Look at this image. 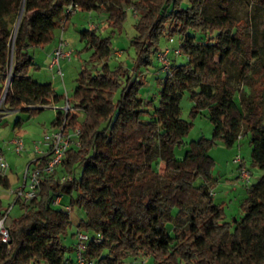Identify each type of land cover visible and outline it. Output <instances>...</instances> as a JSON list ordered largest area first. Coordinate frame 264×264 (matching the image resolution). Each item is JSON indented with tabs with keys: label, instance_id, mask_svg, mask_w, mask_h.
Masks as SVG:
<instances>
[{
	"label": "trees",
	"instance_id": "obj_1",
	"mask_svg": "<svg viewBox=\"0 0 264 264\" xmlns=\"http://www.w3.org/2000/svg\"><path fill=\"white\" fill-rule=\"evenodd\" d=\"M250 1L264 9V0ZM72 3L84 11L106 12L109 25L119 30L124 7L134 10L138 17L130 47L136 66L149 67L160 50V38L176 35L185 61L171 60V77L157 79L155 106L139 95L142 79L132 80L122 65L109 67V37L90 29L81 32L92 68L78 74L67 100L73 107L66 115L57 110L51 121L56 127L65 117L69 128L78 125L80 147L67 151L33 199L18 202L22 213L8 225V242L0 241V264H66L63 239L70 214L64 206L51 205L63 195L70 197L71 209L84 213L77 230L90 236L84 255L95 264H124L129 257L148 258L151 264H264V175L245 188L242 215L227 220L224 204L211 197L218 179L209 154L217 141L231 147L248 136L250 165L264 171V95L242 92L237 102V89L229 82L233 67L239 81L256 87L254 74L261 59L253 23L233 15L232 0H0V97L10 75L2 103L6 111L21 110L29 120L62 100L50 83L29 77V70L38 67L29 50L53 43L63 12ZM212 6H217L216 14L210 12ZM185 92L193 102L192 117L208 112L211 139L184 143L192 126L181 118ZM23 122L19 118L14 126ZM154 141L162 147L161 157L148 162ZM184 145L187 149L174 170V150ZM160 160L166 175L153 194ZM59 175L71 176V181L61 183ZM0 187L11 188L7 177L0 178ZM201 198L207 199L205 206L195 211ZM7 211L0 199V218ZM172 219L187 225H171L169 232ZM99 235L101 241L94 244Z\"/></svg>",
	"mask_w": 264,
	"mask_h": 264
},
{
	"label": "rangeland",
	"instance_id": "obj_2",
	"mask_svg": "<svg viewBox=\"0 0 264 264\" xmlns=\"http://www.w3.org/2000/svg\"><path fill=\"white\" fill-rule=\"evenodd\" d=\"M102 1L104 3L109 2V0ZM124 9L126 10V15L121 30L109 25L106 12L84 11L78 9L69 17L63 28L62 26L58 28L53 43L44 46L43 48H32L29 50L30 56L38 66L37 68H31L29 70V77L41 84L50 83L58 94L63 95V98L56 105L54 104L51 108L44 109L39 115L29 120H26L27 116L25 113L16 112L12 114L11 112L6 111L1 103L0 115L4 114L5 116L0 119V150H2L4 158L11 166V171L9 172L11 188H15L18 183L22 182L25 165L32 157H34L32 150L34 142L41 140L43 133L52 129L51 121L57 110H62L66 104V100L72 99L73 91L76 87V79L80 71L82 69L92 68V64L89 63L91 51L84 50L85 43L80 41L81 32L89 29L90 25L93 26L91 30L96 31L103 37H109L113 52L116 51L120 53L118 58L114 57L112 54V58L108 61L109 67L113 69L118 67V65H122L127 71L128 77L132 80L142 79V85L139 89L140 97L145 101L153 100L155 106H157L159 92L157 79H162L164 73L160 71L161 68L156 61V55L152 58V64L147 68L144 66H136L134 64L135 54L130 47V41L135 36L134 26L138 14L129 7H124ZM210 12L216 14L217 6H212ZM231 12L236 17L247 19L253 23L255 43L259 48L261 59V65L257 66L258 71L254 74V79L256 81V87L254 88H250L245 79L239 81L237 77L238 73H235L236 71L234 68L230 67L231 78L229 82L237 89L236 101L238 102L239 95L241 96L242 92L246 94L262 92V95H264V9L254 6L250 0H232ZM16 23L17 19L11 24L12 28L15 27ZM60 36H62L64 42L68 45V50L73 53L70 62H60L63 82L59 77L54 76L53 72H50L47 69L49 63L48 55L55 48ZM181 43V37L177 35L171 39L161 37L158 43L159 51L168 49L172 52L173 50L179 49ZM173 59H175L177 63L185 61L181 56L177 58L170 57V62H172L171 60ZM117 98L118 95L116 99ZM1 99L2 97H0V100ZM70 106L73 107L72 102H70ZM192 106L193 102L190 99L189 93L185 92L180 101L181 118L192 124L188 134L183 138L185 144H188L190 141H197L200 138L211 139L213 134V125L207 118L208 112L203 110L195 117H192L190 115ZM75 114L78 117V122H82V115L79 114L78 111H76ZM19 118L24 120V122L21 127L14 128L15 122ZM14 134L20 136L24 140V150L19 154L14 153L12 145L10 144L11 139L15 136ZM154 143L155 149L154 152L147 157L148 162H153L161 157L162 147L157 141H154ZM248 143L249 137L243 135L242 138L235 142L231 147H227L222 142L217 141L209 153L215 161L213 175L218 179V182L212 190L213 195L211 197L213 198L214 203L224 204L223 206L225 207L227 220L234 217L238 218L242 215L240 202L245 196V188H249V186L256 183L259 177L264 175V171L250 165V147ZM186 149L187 145L175 148L174 153L177 161L171 162L174 170L178 169V161L183 158ZM236 152L243 156L244 166L250 173L249 186L247 187L242 183H239L238 179H236L237 165L231 163V157ZM160 161L158 176L151 191L153 194H157L158 188L164 181L166 175L164 171V161ZM80 172L81 167L78 165L75 167L76 178H79ZM0 199L2 200L3 207L5 209L8 208L7 220L12 219L19 214L18 203L12 206L13 199L9 196L8 190L1 187ZM60 200V205L55 206L56 208L61 209L62 206H69L70 197L68 195H63L60 197ZM206 201V198H201L200 201L195 204L194 210L201 211L204 208ZM7 204H9V206H7ZM69 214L71 226L66 231L63 239V243L67 247H70L72 243V234L77 230V225L80 220L84 218L83 211L77 207L72 208ZM7 224L9 225V222H7ZM171 225L184 228L187 223L184 220L172 219V223L168 224L166 227L169 232L171 231ZM124 264H151V260L142 257H129L125 260Z\"/></svg>",
	"mask_w": 264,
	"mask_h": 264
},
{
	"label": "built area",
	"instance_id": "obj_3",
	"mask_svg": "<svg viewBox=\"0 0 264 264\" xmlns=\"http://www.w3.org/2000/svg\"><path fill=\"white\" fill-rule=\"evenodd\" d=\"M79 9L76 3L70 4L65 8L63 16L60 21V26L62 28L65 26L69 17L74 14ZM93 28L90 25V30ZM72 51L68 50V45L64 42L62 36H60L57 46L51 53L49 57V63L47 69L53 72L54 76L62 79V70L60 66L61 61L70 62L72 60ZM180 48L170 52L168 49L159 51L156 54V61L161 68V72L164 76L171 77L170 70V57L177 58L180 57ZM113 56L118 58L120 56L119 52H113ZM3 103V99L0 100V105ZM70 110L68 101L61 110L64 115ZM80 134V128L75 125L69 128L66 118L60 122V124L54 127L50 131L43 133L41 140L34 142L32 150L34 153L33 160L25 167L23 174V182L15 187L8 190V194L13 197V204H17L20 200L33 199L39 189L41 181L48 176L54 175L61 165L67 151L72 147H80V141L78 139ZM240 138V136L238 137ZM10 144L15 154H19L24 150V140L20 136H15L11 139ZM231 163L237 165V175L238 182L245 186H249L250 173L248 169L244 166V158L240 153H235L231 157ZM10 166L3 155H0V178H6L9 175ZM59 181L61 183L71 181V176L61 175L59 176ZM52 206L60 205V197H55L52 202ZM63 209L66 212H70L71 208L69 206H64ZM7 213L0 218V241L7 243L9 240L8 233V220ZM90 236L81 231L77 230L75 233V243L74 252L75 257L71 264H95L93 260H87L85 258L84 252L87 249V245L90 241ZM101 241V236H97L93 239V243L97 244ZM48 264V263H42ZM68 264V261L66 262Z\"/></svg>",
	"mask_w": 264,
	"mask_h": 264
},
{
	"label": "crops",
	"instance_id": "obj_4",
	"mask_svg": "<svg viewBox=\"0 0 264 264\" xmlns=\"http://www.w3.org/2000/svg\"><path fill=\"white\" fill-rule=\"evenodd\" d=\"M89 28H90V26H89ZM57 43H58V41H57ZM56 46H57V44H56ZM55 46V47H56ZM55 49V48H54ZM53 49V50H54ZM53 50L49 53V57H50V55H51V53L53 52ZM25 108H28V107H24V109ZM46 108H51V106H48V107H44V108H42L43 110L44 109H46ZM42 110V111H43ZM16 112H21V110H18V111H12L11 113L13 114V113H16ZM11 113H9V114H11ZM3 116H5L4 114L3 115H0V119H2L3 118ZM55 117V116H54ZM53 117V118H54ZM53 120V119H52ZM19 127H21V125L19 126ZM19 127H15L14 126V128H19ZM51 128L53 129L54 127H52L51 126ZM51 129V130H52ZM15 135V134H14ZM16 136V135H15ZM14 136V137H15ZM13 137V136H12ZM0 152H1V154L3 155V152H2V150H0ZM4 156V155H3ZM33 158L34 157H32L31 158V160H29L28 162H27V164L25 165V167L33 160ZM10 166V165H9ZM10 171H11V166H10ZM7 178L9 179V175L7 176ZM238 178V175H237V173H236V179ZM9 182H10V184H11V181H10V179H9ZM22 182H23V180H22ZM21 182V183H22ZM21 183H18L15 187H17V186H19ZM10 196V195H9ZM12 199H13V197L12 196H10ZM61 201V200H60ZM18 206H19V214L16 216V217H18L21 213H22V211H21V209H20V205L18 204ZM16 217H14V218H16ZM13 219V218H12ZM12 219H8V222L10 223V221L12 220ZM77 231V230H76ZM76 231L73 233L74 235H75V233H76ZM73 234H72V243H71V245H70V247H68V252H67V258H68V264H71L72 262H73V260H74V257H75V252H74V243H75V236H73ZM69 253V254H68Z\"/></svg>",
	"mask_w": 264,
	"mask_h": 264
},
{
	"label": "water",
	"instance_id": "obj_5",
	"mask_svg": "<svg viewBox=\"0 0 264 264\" xmlns=\"http://www.w3.org/2000/svg\"><path fill=\"white\" fill-rule=\"evenodd\" d=\"M9 76H10V75H9ZM9 76H8V80H7V82H6V85H5V88H4V91H3V94H2V99H3V100H4V98H5L6 91H7L8 87H9Z\"/></svg>",
	"mask_w": 264,
	"mask_h": 264
}]
</instances>
